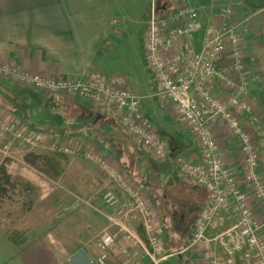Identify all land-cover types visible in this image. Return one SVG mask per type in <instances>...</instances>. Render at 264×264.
<instances>
[{"label": "crops", "instance_id": "0c3cea01", "mask_svg": "<svg viewBox=\"0 0 264 264\" xmlns=\"http://www.w3.org/2000/svg\"><path fill=\"white\" fill-rule=\"evenodd\" d=\"M132 1L134 0H0V65L54 79L105 80L122 88L130 89L134 94L143 97L144 115L153 122L160 139L170 149V156L166 162L152 164L149 152L135 147L129 133L117 121L108 118V120L101 119L93 108H89L88 104L75 103V101L86 102L85 100L70 101L62 98L61 95H47L35 89H28L34 96L39 98L45 96L48 102L56 101L60 104L61 109L64 108L62 114L65 120H68H66L68 126H64L63 129L69 132L65 131L64 135L61 134V137L56 139L76 140L83 146L94 147L98 143L96 141L98 140L96 139L97 134L108 133L106 138L114 140L115 148L120 150V155L124 156L122 159L127 163L136 168L137 165L142 168L145 162L152 164L149 170L150 174L154 175L159 183L164 182L167 185L164 186V195L175 196L169 194L171 187L174 192L179 190L190 197L186 202L197 208L193 222L189 224L194 228L195 222L210 200V192L206 187L181 175L174 160L179 156L196 161L200 159L201 150L195 138L187 127L179 122L173 105L170 102L165 103L157 96L159 86L146 63L144 67L136 65L131 72L123 71L127 75L125 79L118 76V79L114 80L113 55L123 52L127 39L120 41L121 38L118 39L114 34L113 16L114 13H118L121 17L119 18L121 29L133 32L135 30L133 23L135 22H131V19L126 16V12L123 11L126 5ZM159 1L162 4L158 15L168 7H177L175 0ZM184 2L191 8L197 9L202 14L205 26L209 27L219 26L218 15L221 7L228 5L235 9L245 38L244 61L246 67L244 73L236 76V79L238 82L243 80L249 83L248 100L254 104L261 115L262 121L257 135L264 161V0H184ZM113 3L117 5L114 7ZM153 3L154 0H151V16L147 21L148 27L153 12L156 10ZM125 20L126 23L129 21L127 27ZM146 34L147 31L143 36H139L143 42L144 54ZM203 37L204 31L196 34L198 45H201ZM222 67L226 71L229 70L225 64ZM8 82L11 81L0 78V122L22 121L25 124L17 106H22L21 99L28 97L27 93L23 92L27 90L24 86ZM12 87H20L21 91L14 90L13 92ZM215 92L221 93L222 90L216 86ZM49 96L51 99H48ZM81 122H83V126L89 127L87 130L89 135L87 132L80 136L75 135L77 132L85 131L77 129ZM215 135L222 146L226 148L224 155L228 164L232 167L238 166L240 163L235 164V162H239L236 161L237 157L234 154L237 150L235 139L222 128H217ZM50 137L55 139L53 136ZM15 146L21 147L15 144L11 150ZM45 148H48V145ZM97 151H104V153L102 152L104 155L107 152L102 144H99ZM0 156H2L1 153ZM9 156H11V160L6 165L8 173L20 176L33 186L40 188L42 198L59 190L58 188L63 192L58 196L56 208L52 207L57 210L56 214L30 229L25 244L18 245L8 241L6 234L15 222L7 224L3 218L0 219V264H97L95 262H97L99 249L96 242L98 243L97 240L101 233L106 230H110L116 237L108 264H133L135 255H137L135 253L139 250L132 249L130 241L123 234H119V227L113 223L115 219L132 233L145 236L142 217L134 212L119 215L118 208L106 203L103 196L92 194L95 193L93 187L100 184L98 183L100 177L95 173L89 174L80 169L83 164L92 165V163L84 160L85 163H78L75 167L84 175L87 183L85 186L81 182V185L77 186L79 193L74 194L61 182L45 178L28 165L25 161L26 156L12 151ZM114 164L124 170L115 156ZM93 165L95 166V164ZM64 168L70 169V167H66V164H64ZM173 172L175 174L177 172L179 176L183 177L174 179ZM126 174L135 184L130 174L127 172ZM144 188L145 199L157 214L160 225L162 223L164 225L162 221L165 216L161 214L158 202L153 197L154 194L147 185H144ZM70 194L73 197H78L81 201L70 203L67 200L71 198ZM82 194L88 195V199ZM120 198L122 204L127 202V196L122 194ZM163 201L167 202L166 199ZM171 206L166 203L165 209L174 211V207L172 209ZM168 223L171 224V222ZM180 225L182 226L181 222ZM192 230L188 233V241ZM121 248L132 250V254L130 256L123 255ZM187 249L190 248L187 247ZM184 250L181 251V254L170 256L165 263L180 264ZM193 252L196 254L194 255L196 257L195 264H207L203 252L195 250ZM174 256L176 257L174 258ZM173 258L175 261L172 260Z\"/></svg>", "mask_w": 264, "mask_h": 264}, {"label": "built area", "instance_id": "2783aa9c", "mask_svg": "<svg viewBox=\"0 0 264 264\" xmlns=\"http://www.w3.org/2000/svg\"><path fill=\"white\" fill-rule=\"evenodd\" d=\"M175 1L176 8L168 7L160 16L153 12L145 38V60L159 86L157 96L173 105L179 122L201 150L197 161L180 156L174 160L179 172L210 192L187 247L203 252L207 264H264V173L257 135L262 119L248 100L249 83L236 79L246 68L245 38L236 11L232 6L221 7L219 26L209 27L197 9L184 0ZM201 31L204 37L198 45L196 34ZM0 78L66 100H85L99 114L117 121L138 149L148 151L159 162L169 159L168 145L143 113V97L130 89L105 80L54 79L6 65H0ZM216 86L223 90L221 95L215 93ZM217 128L227 130L235 139L241 158L238 166L228 164L215 135ZM49 138L48 133L37 132L22 121L0 122L2 157L8 156L15 144L33 149L48 145L53 152L82 155L86 161L101 165L113 184L103 195L105 202L117 207L119 215L134 212L143 220L145 236L132 233L115 219L113 223L132 249L139 250L133 264H164L177 255L164 254L159 218L145 199L144 189L133 184L121 167L110 165L102 154L87 152L76 140ZM122 194L128 197L124 204ZM115 242L109 230L101 235L95 263L108 264ZM121 252L132 254L126 248Z\"/></svg>", "mask_w": 264, "mask_h": 264}, {"label": "rangeland", "instance_id": "374dc122", "mask_svg": "<svg viewBox=\"0 0 264 264\" xmlns=\"http://www.w3.org/2000/svg\"><path fill=\"white\" fill-rule=\"evenodd\" d=\"M153 4L156 6L155 13L158 14L162 3L159 0L158 1L154 0ZM116 5L117 4H114V7ZM124 5H126V4H124ZM123 11L126 12V16L131 19V22H133V21L135 22V23H133V25L135 26L134 27L135 30L133 32L135 34L132 31L125 30L124 28L121 29V23L119 22V20H120L119 18H121V17L119 16L118 13H116V14L114 13V16H113L114 17V29H113L114 34L117 35L118 39L121 38L120 41L121 40L124 41L127 39V41H125L126 46L123 47V52L120 54L113 55L114 56V68H113L114 69V80H117L118 76L125 79L127 75L123 71L126 70L127 72H131L135 68L136 65L144 67V65L146 63L143 42L139 38V36L140 35L143 36V34L147 31V28H148L147 21H148L149 17L151 16V0L149 2L147 0H139V1L137 0L135 2V0H134V1L130 2L129 4H127L126 7L123 9ZM126 20H125V23H126ZM127 22L128 23H126V25H125L126 27L129 26V21H127ZM130 39H133V40L131 41ZM115 48L116 47H115V43H114V49ZM10 83L21 85V84L14 82V81H11ZM21 86H24V85H21ZM24 87L27 91L24 90L23 92L27 93L26 96H28V97H24L25 98V99L23 98L24 100L21 99L22 100V106H17V109L19 112H21V114H22L21 119H23L25 121V124L32 123V124L38 126L39 129H41V130H37V132L38 131L44 132L42 130H46L47 132L45 131V133H48V134H50V136H53L55 138L61 137L60 136L61 134L64 135L65 131L69 132L68 130L63 129L64 126H68V123H66L68 120L66 119L67 120L66 121L65 118L63 117V114H62L64 108L61 109L60 104L56 101L55 102L54 101L48 102L47 99H45L46 97L42 96L41 94L40 95L42 97H40V98L37 96H34L33 93L30 90H28L29 89L28 87H26V86H24ZM11 90L13 92H14V90H17V92H18V91H21V88L20 87H16V88L12 87ZM220 90H222V89L220 88ZM215 93L218 95L222 94V92L221 93L215 92ZM22 96H24V95H22ZM49 98L51 99L50 96L48 97V99ZM76 102H78L79 104L86 103L90 106L89 108H93L92 105H90L87 102L75 101V103ZM78 103H76V104H78ZM96 114L98 116H101V117L103 116L99 113H96ZM26 121H28V122H26ZM79 121H81V120H79ZM78 128L85 130V131H83V133L87 132V130L89 129L88 126L87 127L83 126V122L80 123V125H79V127H77V129ZM93 134L96 135V133H93ZM99 138L103 139L102 137H99ZM50 139L51 138H49V140ZM105 142L106 143L103 145V147H105V150L107 151L106 155L103 154L104 151H97L99 144H101L99 142L94 147H88L85 145H84V147L86 148L87 152L93 151V154H96L99 156H100V154L104 155L105 156L104 159H106L108 161V163L110 162L114 165V149H113V146L108 141L105 140ZM259 143H260V141H259ZM236 148H237V150H235L234 154H235V157H237L236 161H239V162H235V164L237 165L241 162V158L239 155L238 147H236ZM225 150H226V148L223 146L224 153H225ZM9 151L10 152L12 151L13 153H18L22 156H27L28 154H31L33 151H36L39 154H45L47 152H51L52 150L50 151L47 148L33 149L31 147L15 146V147H13L12 150H9ZM261 155H262V153H261ZM66 156L69 159L68 162L66 163L67 168L68 167L75 168L74 165L78 164V163H76L78 159L83 160V163H85L84 162L85 159L82 155H80L78 157H69V155H66ZM107 156H109L110 158ZM149 158H150V161L153 162L152 164L162 163V162H159V161L155 160L154 158H152L151 155H149ZM10 160H11V156H9V155L6 157L0 156V165L2 166L4 164H8L9 163L8 161H10ZM79 165H82V164H79ZM261 166H262V171L264 173V161L263 160H262ZM111 168L114 169V166ZM80 169L88 172L89 174L95 173L96 175H98L100 177V180H98V183H100V184L96 185V187L95 186L93 187V191L95 193H92V194H94V195L96 194L97 196H99V195L103 196L104 193L108 189L112 188L111 185H113V184L109 180V178H110L109 175L101 167V165L99 163H95V166L93 164L90 165L88 163L83 164L82 166H80ZM179 173L181 175H183L181 172H179ZM161 174H162V176L164 175L163 172ZM173 174H175V173L173 172ZM11 176L13 178L17 177L16 175H14V176L11 175ZM177 177H183V176H179L176 172L174 179H177ZM160 183H161V185L165 184L164 186H167L166 183H164V182H160ZM167 183H169V182L167 181ZM136 185L145 189L144 185H139V184H136ZM76 189H78V187ZM164 189L165 188L163 186H161L160 190L158 191L159 194L156 196V198H160V196L163 197L162 195L164 194ZM171 189L172 188L170 187L169 188V194L171 193L173 195H176L178 193L177 196L181 195V193H179V191L174 192ZM39 195H40V201L42 199H44V197L42 198L41 189H40ZM82 195H83V197L86 196L87 199L89 197L86 194H82ZM69 196L71 198H68L67 200L70 203L72 201L73 202L74 201L75 202L81 201V199H79L78 197H73L72 194H70ZM23 200H24V198L19 195L17 190H15V189L11 190L8 197L6 199H4L2 202H0V219L3 218L7 224H12L13 222L16 223V221H18L22 216L21 214H22V210H23V205H22ZM180 202H182V203H180ZM179 203H180L179 204L180 210H178L179 213L175 214L178 207H176V208L174 207L175 210L172 211L173 215H171L169 212L167 213V210L165 208H164V210L160 208L162 210L161 214L162 215L164 214L166 216V218H167L166 222L172 223V221L174 222V220L178 221L176 224L177 230L174 232V235H173V238L176 240V242L174 243V245L172 247H173V250H175V251H177L182 246L185 249L183 251L184 254L182 255V258L180 259V263L182 261H184V262H186V264H188V263L195 264V262H193V258H194V255H196V254H194L193 249H187L186 250L187 246H189V242H190L191 237L189 238V241H188V235H187L185 241L183 242V237H184L183 229L186 228L190 223L193 222L192 220L194 219L195 213L192 210H189L188 206H186L183 203V201H179ZM159 205L161 206V202H159ZM186 212H187V214H186ZM180 222L182 223V226L180 225ZM166 225L165 224L163 225V223L161 224L162 229H163V234H162L163 236L165 234L164 229L167 230V232L169 234L172 233L173 227L169 228L170 225H168V224H166ZM104 232L105 231H103L101 233V235ZM106 232H107V230H106ZM101 235H100V237H101ZM96 244H97V242H96ZM175 257L176 256H174V258ZM174 258L172 259L173 261H175Z\"/></svg>", "mask_w": 264, "mask_h": 264}, {"label": "trees", "instance_id": "16d2710c", "mask_svg": "<svg viewBox=\"0 0 264 264\" xmlns=\"http://www.w3.org/2000/svg\"><path fill=\"white\" fill-rule=\"evenodd\" d=\"M161 14V13H160ZM160 16V15H158ZM95 113H98L95 111ZM101 119L104 120H113L108 117L99 116ZM108 118V119H107ZM27 119V118H26ZM28 120V119H27ZM114 121V120H113ZM25 122V121H24ZM28 122V121H26ZM31 129L34 130H41L38 128V126L27 123ZM46 131V130H42ZM83 132H77V136L83 135ZM89 135V133L87 132ZM108 133L102 134L101 132L96 137L97 142L104 145L106 141H108L114 149V156L117 159V161L120 162V165L124 168L125 172L130 174L131 178L136 184L139 185H147L148 189L150 188V191L154 194L153 197L157 200L158 205L159 202H161V206L159 207L164 210L166 203H169L173 207H178L176 213H179L178 210H180L179 204L182 203L179 201H183V203L188 206L189 210H192L194 213L197 211V208L194 206H190L189 202H186L187 199H189V196H186L182 193L180 196H169V195H162L163 197L156 198V196L159 194L158 191L160 190L161 186L164 187V185H161V183H158V180L155 179L154 175H151L149 170L150 167H152V164L145 162L143 164V167L137 165V168L127 163L124 158V156L120 155V150L115 148L114 140L110 138H106ZM99 137H102L103 139H100ZM134 145V143H133ZM135 146V145H134ZM136 147V146H135ZM68 157L63 154H60L58 152H47L45 154H39L36 151H33L31 154H28L25 157V161L28 165L36 169L41 175H43L45 178L50 179L52 181L61 182L64 187L67 189L73 191L74 194H78L79 190L76 189L77 186L81 185V182L84 183L86 186V180L84 178V175L81 174L78 170L75 168L66 169L64 168V164L68 162ZM76 163H83V160H78ZM7 164L0 165V202H2L4 199H6L10 193L11 190H17L20 196L24 198L22 201L23 210H22V216L21 218L16 221L14 226L9 230V232L6 234V238L8 241H11L13 243H17L18 245L25 244V241L27 239V234L30 229L38 226L39 224H42L46 219L49 217H53L57 212V210L53 209L54 206L56 208V202L58 200V196L61 195L63 190L58 188L59 190H56L55 192L48 195L46 198L42 199L40 201V189L33 186L30 182L26 181L24 178L17 176L16 178H13L7 170ZM77 166V164H75ZM74 165V167H76ZM138 169V170H137ZM149 172V173H148ZM187 177V176H186ZM192 180V179H191ZM194 181V180H192ZM197 183V182H195ZM165 192V190H164ZM166 199L167 202H164L163 200ZM171 200V201H170ZM159 208V209H160ZM167 210V209H166ZM162 211V210H161ZM170 213L173 215L172 211H168L167 213ZM165 216V215H164ZM167 221L166 216L164 217V224L170 225L172 228V233L169 234L167 230H164V254L165 255H172V254H179L182 250H184L183 246L179 248L177 251L173 250V245L176 242V240L173 238L174 232L177 230V221H172L171 224H169ZM167 226V225H166ZM192 226H187L183 229L184 231V237L183 242L186 239V236L190 233ZM21 240V241H20ZM196 257L193 258V262H195ZM196 263V262H195ZM169 264V263H164ZM180 264H186V262L182 261ZM191 264V263H188Z\"/></svg>", "mask_w": 264, "mask_h": 264}]
</instances>
